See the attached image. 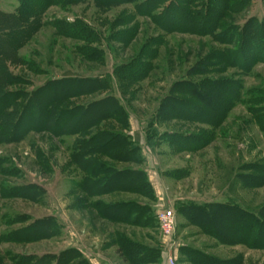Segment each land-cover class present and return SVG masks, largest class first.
I'll list each match as a JSON object with an SVG mask.
<instances>
[{
	"label": "rangeland",
	"instance_id": "374dc122",
	"mask_svg": "<svg viewBox=\"0 0 264 264\" xmlns=\"http://www.w3.org/2000/svg\"><path fill=\"white\" fill-rule=\"evenodd\" d=\"M144 1L111 7L95 0L62 1L42 11L39 17L42 27L28 46L17 54L0 47L13 81L7 91L41 90L46 81L59 80L67 72L74 77L100 81L102 91L73 99L70 105H84L106 97L118 101L126 128L111 121L102 128L110 124L113 131L135 141L140 160L136 166L98 157L111 164L112 171L118 174L113 177L105 174L109 181L98 182L89 191L92 197L86 198L76 187L85 174L70 161L75 137L55 138L47 132H30L18 143H1L0 264H129L118 252L121 239L157 252L153 257L141 251L135 254L136 259L144 258L140 264L162 261L168 264L169 248L162 243L156 220L160 210H170L175 216L173 242L177 251L187 241L209 259L193 256L197 262L228 263L242 253L248 256V264L264 263L261 250L213 248L209 240L196 238L194 229L183 232L174 205L178 199L215 198L249 210L264 205V184L247 189L236 186L234 192L230 185L241 171L240 179H244L245 175L255 174L249 167H264V132H261L264 129V0H152L157 4V14L170 4L182 10L172 14L174 25L170 19L158 24L164 28L179 25L185 28L193 19L204 16L209 5L215 7V13L197 21L198 29L214 26L210 36L159 28L135 13V7ZM17 5L18 0H0V11L11 13ZM57 23L71 31L73 37L56 35L53 26ZM234 29L236 35L242 36L240 47H237L238 38L232 36ZM244 42L249 43L244 45ZM76 48L85 49L86 57L79 56ZM151 50L153 54L148 57L146 53ZM222 52L233 54V59L240 58L241 63L250 62L247 71L228 68L220 73L213 69L203 76L186 77L195 63ZM134 71L141 73L139 77L131 78ZM204 79L239 83L244 102L237 103L214 129L197 122L161 118L159 108L165 98L173 96L171 90L177 83H197ZM180 85L184 84H178L176 92L183 91ZM42 104L34 98L24 121L33 126L45 122L40 112ZM181 110L189 112L186 108ZM54 124L55 118L51 116L48 129ZM178 137L184 139L181 144L175 142ZM128 168L143 172L146 198L129 192ZM10 191L17 196L8 195ZM133 201L147 212L139 215L140 222L147 223L144 226L133 224V217L131 222L102 219L95 208L88 206H119ZM220 224L225 226L224 219ZM41 225L47 230L43 239L23 241L16 236L17 241H4L8 235L15 238L19 231L27 228L34 231L43 228ZM28 233L22 237L28 239L33 234ZM218 233H222L221 228ZM181 262L177 255L174 264Z\"/></svg>",
	"mask_w": 264,
	"mask_h": 264
},
{
	"label": "trees",
	"instance_id": "16d2710c",
	"mask_svg": "<svg viewBox=\"0 0 264 264\" xmlns=\"http://www.w3.org/2000/svg\"><path fill=\"white\" fill-rule=\"evenodd\" d=\"M69 1V3H76L80 0H18V5L13 12L5 13L0 11V47H4L9 53L17 54L18 51L28 46L33 38L39 33L42 27L39 22V17L43 10L50 6L59 4L60 2ZM99 1L101 5L107 7L129 5L137 0H95ZM164 2V1H163ZM166 2V0H165ZM165 8V7H164ZM215 7L208 6V10L204 16L193 19L188 23V26L183 28L178 26L162 27L158 24L162 20L170 19L174 12L182 13V10L176 5L170 4L161 13L157 14V4L152 0H145L135 7V13L142 18L149 19L153 24L155 23L161 29H167L168 32L185 33L194 31L198 36H210L214 31L213 25L208 28L198 29V20L204 19L209 14L215 13ZM170 17V18H169ZM157 19V20H156ZM156 20V21H155ZM172 21V20H171ZM175 20L172 21L173 25ZM207 23V21H206ZM60 23L53 27L56 30V35L72 38L71 31L65 28H60ZM182 28L184 30H180ZM247 30V29H246ZM197 31V32H195ZM233 37L238 38L237 47L243 43L241 35L232 33ZM254 36V35H253ZM256 38V37H254ZM253 38V39H254ZM249 42H244V45ZM85 50V49H84ZM83 49H77L76 53L79 56L86 57V52ZM94 53V51H92ZM153 51L146 53L149 57ZM152 56V55H151ZM231 53H215L208 59L200 60L195 63L186 73V77H199L208 74L210 70H217L220 73H225L228 68L238 69L240 71H247L250 62L241 63V59L236 55L233 59ZM0 144H14L22 140L28 133L32 132L39 134L41 132L50 133L52 137H75L73 146L70 150V161L78 171L85 174L84 179L78 181L76 187L85 194L86 198L92 197L89 191L95 187L96 184H105L109 181V177L117 175L112 171L111 164H105L101 159L108 161H118L127 164L139 166L138 159L139 149L135 147V141L130 140L123 133H116L112 130L109 124L102 128L106 122H114L121 128L125 129L127 124L124 121V113L118 101L112 97H106L100 100L92 101L84 105H70V101L82 96L93 95L104 89L101 87V82L93 79L74 77L67 72L63 78L59 80H49L44 83L41 90L34 92H10L7 91L9 87L13 86V81L6 68L5 59L0 54ZM146 59V58H145ZM144 65V69L146 68ZM244 69V70H243ZM141 73L137 71L132 72L131 78L139 77ZM178 84L183 91H175ZM241 85L237 82L226 79L208 80L204 79L200 82L183 81L177 83L171 90L173 96H169L163 100L159 108L161 118L167 120H181L197 122L211 129L217 128L225 120L227 114L231 112L237 103H243L244 99L241 97ZM49 92L44 98L43 94ZM180 95L183 98L175 95ZM48 97V98H47ZM40 99L42 108L40 112L45 117V122H39L37 125H31L29 121H24V118L32 106L33 99ZM188 109L182 111L181 109ZM190 111L192 113H190ZM55 118V124L52 129H48L47 123L50 117ZM124 122V123H121ZM259 123V122H257ZM264 132V129H261ZM169 135H164L166 138ZM179 138V137H178ZM186 140V139H185ZM184 141L182 137L175 140L177 144ZM207 142L202 143L200 147L206 145ZM99 157V158H98ZM255 172L252 175H245L244 179H240L243 174L240 172L239 177L234 183H231V192L237 191L238 188H255L264 184V167H249ZM248 169V170H249ZM110 173L107 177L105 174ZM98 176L99 179H95ZM127 181L129 182L128 190L139 197L146 198L143 192L147 184H143L144 174L138 169L128 168ZM118 181V179H116ZM229 185V188H230ZM238 186V188H236ZM15 190V189H14ZM11 196H17L13 191L7 193ZM86 200V199H85ZM84 201V199H82ZM81 201V202H82ZM95 208L99 213V217L111 221L131 222L135 225H146V222H140V213L145 211L137 201L119 206H101L88 205ZM99 207V209H98ZM101 208V209H100ZM100 210V211H99ZM102 212V213H101ZM107 212L110 215H107ZM176 215H182L188 222L197 224L202 233L214 238L220 244L225 246L240 245L249 250H264V205L254 210L240 207L237 204L225 203H211L207 205H190L180 207L176 211ZM226 217V218H225ZM228 217V218H227ZM221 219H224L225 226H221ZM231 219V220H230ZM45 224L44 222H42ZM40 229L27 228L19 231V235L7 236L4 241H17L16 236L22 240H32L31 238L43 239L47 236V230L44 225ZM222 229V233H218V229ZM28 233H33L28 239L24 236ZM28 233V234H29ZM34 233L36 237H34ZM13 237V238H12ZM4 238V237H2ZM19 238V240H21ZM119 254L124 256L125 261L129 264H140L144 258L140 256L135 257L138 252H143L150 256L157 255L154 249H145L141 245H132L128 241L121 239L119 241ZM203 260H209L206 256H199ZM203 264H240V257L232 262H218L207 261Z\"/></svg>",
	"mask_w": 264,
	"mask_h": 264
},
{
	"label": "crops",
	"instance_id": "0c3cea01",
	"mask_svg": "<svg viewBox=\"0 0 264 264\" xmlns=\"http://www.w3.org/2000/svg\"><path fill=\"white\" fill-rule=\"evenodd\" d=\"M135 139H136V141L139 140V136L137 134L135 135ZM149 173L151 174V176L154 174L152 171L151 172L149 171ZM211 203H223V201H221L220 199L216 200V198L211 200V201L178 199L177 202L174 203V205L176 206L177 209H179L180 207H185V206H190V205L202 206V205H207V204H211ZM177 209H176V211H177ZM246 209H248V208H246ZM176 217L181 222L180 225L182 227L181 229L183 230V232L187 231L188 229H194L196 232L195 234L198 235L196 238H201L202 240H209L211 243V246L213 248L223 247V248H226L229 250H235V251L238 248H243V249L249 250V249H247L243 246H240V245H233V246L222 245L217 240H215L214 238L202 233L201 230L199 229L198 225H197L198 223L194 224L192 222H188L186 220V218L182 215H176ZM192 247H193V245L186 241V244L181 246V250H178L176 252L175 258H177V255H179V259L180 260L182 259V262L180 264H203L204 261L203 262H199V261L197 262L193 256L199 257L201 255L205 256V254L202 253V250H196ZM261 251L264 252V250H261ZM238 256L240 257V264H248L249 259H248V256L246 254L244 255V254L240 253ZM238 256L236 258H238ZM218 262H222V261H218ZM161 264H167V263L165 261H162Z\"/></svg>",
	"mask_w": 264,
	"mask_h": 264
},
{
	"label": "built area",
	"instance_id": "2783aa9c",
	"mask_svg": "<svg viewBox=\"0 0 264 264\" xmlns=\"http://www.w3.org/2000/svg\"><path fill=\"white\" fill-rule=\"evenodd\" d=\"M156 220L162 238V243L169 248L168 264H174L177 247L174 246L173 232L175 226V216L170 210H160L156 213Z\"/></svg>",
	"mask_w": 264,
	"mask_h": 264
}]
</instances>
